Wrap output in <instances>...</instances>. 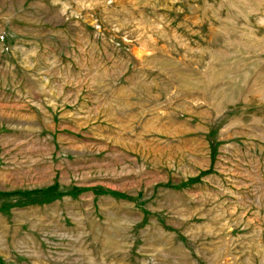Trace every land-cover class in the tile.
I'll use <instances>...</instances> for the list:
<instances>
[{
	"label": "rangeland",
	"instance_id": "374dc122",
	"mask_svg": "<svg viewBox=\"0 0 264 264\" xmlns=\"http://www.w3.org/2000/svg\"><path fill=\"white\" fill-rule=\"evenodd\" d=\"M0 264H264V0H0Z\"/></svg>",
	"mask_w": 264,
	"mask_h": 264
}]
</instances>
